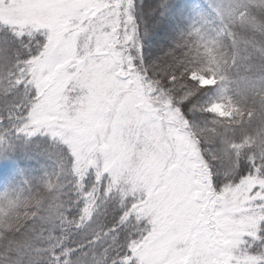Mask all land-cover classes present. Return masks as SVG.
<instances>
[{"label":"snow or ice","instance_id":"6c2138e0","mask_svg":"<svg viewBox=\"0 0 264 264\" xmlns=\"http://www.w3.org/2000/svg\"><path fill=\"white\" fill-rule=\"evenodd\" d=\"M134 6L0 0V143L46 134L56 158L27 196L0 194L5 221L35 208L0 264H264V132L219 126L237 109L204 99L214 61L193 78L197 27L146 64Z\"/></svg>","mask_w":264,"mask_h":264},{"label":"trees","instance_id":"16d2710c","mask_svg":"<svg viewBox=\"0 0 264 264\" xmlns=\"http://www.w3.org/2000/svg\"><path fill=\"white\" fill-rule=\"evenodd\" d=\"M133 14L139 24L137 39L143 46L146 64L166 63V53L177 39L197 27L200 31L196 38L201 46L194 57L193 78L201 76L199 70H206L211 66L209 61H214L217 86L204 99L210 103L222 96L224 102L218 106L226 118L232 111L230 104L237 109L219 126L234 128L238 138L247 135L255 139L264 132V0H135ZM196 14L214 18V36L202 33L193 22ZM205 42L207 47L203 46ZM36 138L15 133L0 143V194L7 191L13 197L27 196L30 187L39 186L56 168V158ZM32 139L43 146L32 149ZM33 211L31 205L20 206L7 221L0 215V247L9 243L4 239V228L22 230ZM51 214H55L54 208Z\"/></svg>","mask_w":264,"mask_h":264},{"label":"rangeland","instance_id":"374dc122","mask_svg":"<svg viewBox=\"0 0 264 264\" xmlns=\"http://www.w3.org/2000/svg\"><path fill=\"white\" fill-rule=\"evenodd\" d=\"M195 23H197V25L201 28L202 33L205 34V36H214V34H216L217 31V27L214 26L213 22H214V18L212 16H203L202 14H196L194 21ZM196 79H199L201 84H210L213 82V77L211 76H196ZM215 111L218 113L223 114L224 110L221 106H216L215 107ZM25 134V133H24ZM37 136L36 139H41L42 142L45 144V146L42 145V142L39 140H33L31 142V147L32 149L37 148L38 145L43 146V148H48L46 150H49L51 152V154H53L55 157V152H54V146L52 145V142L50 140V138L46 135V134H41V133H36L34 134ZM26 137H29L28 135L25 134ZM33 136V135H32ZM48 152V151H47ZM16 183V182H15ZM10 188V186L8 187ZM19 190H21L22 188H19Z\"/></svg>","mask_w":264,"mask_h":264}]
</instances>
